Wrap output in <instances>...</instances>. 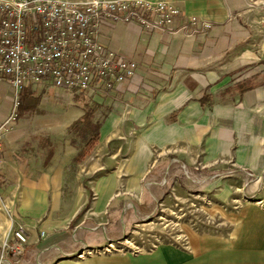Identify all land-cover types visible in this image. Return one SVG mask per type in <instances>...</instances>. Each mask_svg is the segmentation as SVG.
<instances>
[{"label":"crops","instance_id":"0c3cea01","mask_svg":"<svg viewBox=\"0 0 264 264\" xmlns=\"http://www.w3.org/2000/svg\"><path fill=\"white\" fill-rule=\"evenodd\" d=\"M165 1L182 10L176 25L196 16L212 28L186 36L135 22L104 23L100 41L137 62L134 77L108 93L80 96L46 85L20 93L18 117L2 136L0 254L6 258L17 264H264V210L230 220L229 233L192 231L181 243L107 248L154 216L171 194L185 193L178 173L229 164L243 173L264 172V83L258 84L264 79V0ZM57 97L69 103L52 116L47 106ZM15 98L0 79V125ZM84 103L106 114L99 139L80 163L71 164L75 156L62 163L56 139L40 131L69 128L84 114ZM41 156L46 163L40 165ZM19 223L28 234L22 253L11 248Z\"/></svg>","mask_w":264,"mask_h":264},{"label":"built area","instance_id":"2783aa9c","mask_svg":"<svg viewBox=\"0 0 264 264\" xmlns=\"http://www.w3.org/2000/svg\"><path fill=\"white\" fill-rule=\"evenodd\" d=\"M182 10L165 0H0V79L15 91V108L0 125L2 136L17 118L20 93L27 86H52L71 92L108 93L135 76L138 64L99 39L104 23L135 22L149 31L195 35L213 24L189 17L176 25ZM11 248L25 250L24 224L13 227ZM3 244V251L9 247Z\"/></svg>","mask_w":264,"mask_h":264},{"label":"rangeland","instance_id":"374dc122","mask_svg":"<svg viewBox=\"0 0 264 264\" xmlns=\"http://www.w3.org/2000/svg\"><path fill=\"white\" fill-rule=\"evenodd\" d=\"M66 1L84 3L90 0ZM251 3H257V0H251ZM71 95L70 102H73L74 93ZM55 100L54 105H46L52 116H58L64 106L69 103L59 97ZM43 104L45 103L40 104L41 107ZM16 112L18 114V109ZM97 115L101 116L99 111ZM39 119L42 124H45V117L41 116ZM82 131L81 128L70 130L60 126L52 132L40 131V133L50 134L56 139L59 157L63 163L69 156H76L85 144L86 140ZM65 149L66 154H64ZM73 149L74 151L70 152ZM44 153L46 154V151ZM45 154L43 155L46 156ZM44 156L40 157V165L46 163ZM179 168L181 172L185 171L182 166ZM224 169L215 168L212 172L208 170L209 173H200L202 170L200 167L196 170L197 173H178L176 176L185 193L171 194L168 201L161 203L159 211L154 216L139 220L140 222L129 236L117 243H109L107 248L142 250L165 241L181 243L185 242L192 231L229 233L230 220L244 216L243 213L264 210V172L243 173L235 171L236 168L230 164ZM73 179L71 178L69 182L73 183ZM179 183H177L178 187ZM0 260V264H17L12 258L8 259L2 254H0Z\"/></svg>","mask_w":264,"mask_h":264},{"label":"trees","instance_id":"16d2710c","mask_svg":"<svg viewBox=\"0 0 264 264\" xmlns=\"http://www.w3.org/2000/svg\"><path fill=\"white\" fill-rule=\"evenodd\" d=\"M260 83H264V79L262 80V82H258V84ZM247 87H250V85H244V89H246ZM252 87V86H251ZM77 93H79L78 95H82L85 96V91L81 92V91H77ZM26 99V98H25ZM82 99V98H81ZM36 101V99H35ZM29 101V105L30 107L32 106L33 108H35L36 106V102ZM24 99L20 98L19 101V108L21 106V103L23 105ZM26 105V103L24 104V106ZM28 106V105H27ZM26 107V106H25ZM18 108V109H19ZM28 108V107H26ZM82 108L84 110V114L77 120H75L70 126L69 129L70 130H74L77 128H81L83 129V137H85V144L81 147L80 152L72 158L71 160V164L76 165L78 163H80L86 155H88L91 150L93 149V147L95 146V144L97 143L99 136H100V128L104 122V119L106 118V114L103 113L102 111L101 116H97V110L100 108L98 107V105L94 104V105H90L89 103H84L82 105ZM52 153V149L50 151V155Z\"/></svg>","mask_w":264,"mask_h":264}]
</instances>
